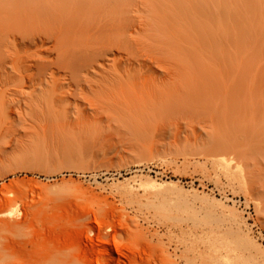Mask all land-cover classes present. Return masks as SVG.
Instances as JSON below:
<instances>
[{
	"label": "rangeland",
	"instance_id": "obj_1",
	"mask_svg": "<svg viewBox=\"0 0 264 264\" xmlns=\"http://www.w3.org/2000/svg\"><path fill=\"white\" fill-rule=\"evenodd\" d=\"M4 57L0 264H264V0H0Z\"/></svg>",
	"mask_w": 264,
	"mask_h": 264
},
{
	"label": "bare ground",
	"instance_id": "obj_2",
	"mask_svg": "<svg viewBox=\"0 0 264 264\" xmlns=\"http://www.w3.org/2000/svg\"><path fill=\"white\" fill-rule=\"evenodd\" d=\"M58 4V3H57ZM57 6V5H56ZM49 9V8H48ZM111 9V8H110ZM116 13V12H115ZM50 14V13H49ZM121 15V14H120ZM117 16V15H116ZM20 17V16H19ZM45 17V16H44ZM60 17V16H59ZM18 19H20V18H18ZM123 19V18H122ZM118 21V20H117ZM22 22V21H21ZM32 22V21H31ZM52 22V21H51ZM33 23V22H32ZM53 23V22H52ZM82 24V23H81ZM22 25V24H21ZM37 25V24H36ZM34 26V25H33ZM59 26V25H58ZM105 28V27H104ZM94 30V29H93ZM92 30V31H93ZM107 30V29H106ZM106 30H105V32H106ZM49 31V30H48ZM55 31V30H54ZM12 37H13V39H14V41H16L17 43H19V44H23V45H25L26 43H30V44H38L39 42L41 43V44H44V42H45V40H47V39H49V40H54L55 41V43H54V45H55V47H57L56 48V51L58 52V50L59 51H61V50H63V52H62V54H64V52H65V54L66 55H71V54H73V50H71V51H69V50H67L68 48V44L67 43H65V42H61V38H60V36H58V35H55V33H53V34H51V35H48V36H45V37H43V36H38V38L37 37H28L27 36V34H23L22 36H17V34L15 33H13V35H12ZM53 41V42H54ZM59 43H62L63 45L59 48L58 47V44ZM83 50H84V54L87 52V54L85 55V63L86 64H89L91 67L93 66V64H94V62H98L99 61V59H100V57H101V54H98L97 53V51H94V52H89V50L91 49L90 48V44H89V42L88 41H86V42H84L83 41ZM64 48L66 49V51H64ZM76 49V48H75ZM75 53H76V50L74 51ZM76 55V54H75ZM79 56V55H78ZM65 57V56H64ZM71 57V56H70ZM75 57V56H74ZM20 60H21V58H12V57H10V58H8V57H4L3 59L1 58L0 59V68H5V66H6V64H10L11 65V68H13L15 65H17L19 62H20ZM25 65V64H24ZM26 71V70H25ZM19 72V71H18ZM67 72V71H66ZM69 72H70V75H71V77H72V79L73 80H75L76 82H78L77 81V76H76V74H75V72L74 71H72V70H69ZM83 90H84V87H83ZM82 90V91H83ZM62 94V93H61ZM62 97V96H61ZM96 106V109L99 107L98 105H95ZM178 107H180V106H178ZM103 108V107H102ZM180 110V109H179ZM112 258V257H111Z\"/></svg>",
	"mask_w": 264,
	"mask_h": 264
}]
</instances>
